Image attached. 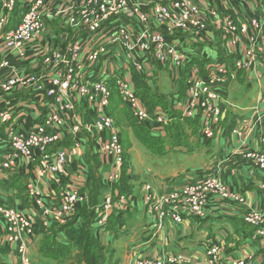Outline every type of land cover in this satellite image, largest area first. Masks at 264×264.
I'll return each instance as SVG.
<instances>
[{"label": "rangeland", "instance_id": "obj_1", "mask_svg": "<svg viewBox=\"0 0 264 264\" xmlns=\"http://www.w3.org/2000/svg\"><path fill=\"white\" fill-rule=\"evenodd\" d=\"M97 1L19 0L18 2L17 0H0V24L3 23V35H0V38L9 37L6 43H0V103L5 100H8V103L14 101V99L11 100L12 97H7L5 94L12 92L5 89L10 83L13 84L12 90L17 91V87L22 81L32 77L39 82H45L44 78L56 66L59 57L60 59L66 58L65 61L68 63L75 59L81 63L85 54L90 56L91 49V53L100 51L101 48L96 44L105 41L101 39L94 41L98 35L92 32V25L86 23V21L90 22V18H86V16L90 14L88 10H93V6L101 5V1L109 5L110 0H99V4ZM127 1L132 14L135 10L139 16L146 19V24L139 21L143 31L148 29L146 33L149 32L150 36L164 34L169 42L175 41L173 45L179 46L183 51L181 52L183 59L180 60L178 57L175 59L172 56L174 58L172 60L171 55L165 53V58L168 60L158 63L155 59V52L159 50L158 47L161 44H155L148 37L141 36V26L135 20L138 18L129 14L128 16L134 22L130 18V21L122 19L132 27L129 42L126 45L120 42L104 43L105 52L103 54L110 58H102L98 64L93 63L94 70L82 73V81L86 76L98 75L101 79L98 83L106 85L109 90L106 104L104 105L102 101L98 103L94 101L96 104L84 102L87 100L81 97V85L78 87L74 86L75 84H71V90L67 92L66 97H63L71 103L73 113L76 114L77 120L79 117L81 121L79 133L75 134L71 131L72 125L67 122V128H61L60 138L47 147L45 154L51 157L59 150V152H65L64 174H60V168L51 167L55 165L54 161H48L47 167L43 165L41 171L39 167H41L42 157L38 156V158L37 155L30 162L27 159L19 160L13 168L8 170L1 165L3 159L6 156L13 157L15 153L13 150L0 152V182L6 181L4 184L0 183V263L6 261L7 264V262L16 260V264H27V262L34 264V259L39 258L37 253L28 246L27 236H22L25 235L24 233L21 234V238L26 244V253L20 254L21 245L15 242L14 234L11 235L10 232H7L6 226L14 228L12 219H15L18 213L31 222L34 226L31 233L36 236L37 228L48 229L55 224L60 226L67 223V220L72 221L79 205L87 204L90 209L100 211L109 209L105 204L108 199L110 208H112L114 200L128 202L130 194L119 191V184H122L126 187H133V190L138 188L140 190L142 186L141 198L138 201L143 205L146 204V213L152 234L159 233L161 235V232H166L164 231V222L167 220L177 225L181 224L184 218L187 220L195 218L202 223L230 215L239 216L241 227L251 231V234L250 231L247 234L244 232L245 237L247 236L246 240H248L247 245L251 246L257 242L259 243L257 249L251 253L250 251L241 252L242 256H230L228 251L225 252L221 248L223 246L220 245L218 238H210L214 234L206 237L205 234H202L205 232L203 230L200 233L202 234L200 242H203L200 250L202 249L204 263L264 264V237L259 238L256 235L257 232L264 231V167L261 165L264 160V138L260 137L257 145L253 142L255 134L264 136L258 131V125L264 122V105H262V101L259 102L264 99V91L263 93L257 91L259 89L257 76L261 70H264V0H244L242 10L245 20H242L241 17V19L237 18L236 36L230 35L232 28L225 23L228 15L234 16V19L236 15L234 12L231 13L227 3L223 0ZM180 2L190 4L194 12L191 11L188 14V11L181 8ZM177 3H179V7L176 6ZM156 8H165L168 12L169 17L163 23L158 21ZM31 12L38 16L37 19L42 24L32 36L22 39L20 33L17 34V30L25 16ZM119 18L121 19V16ZM164 31L170 32L172 35ZM15 38L20 41V46L12 43ZM181 40L186 41L183 43ZM164 45L170 47L171 44ZM146 46L147 48H145ZM114 56L117 58L116 62L113 61ZM188 56L191 58L189 62ZM206 63H212V67L216 66L215 74L220 69L227 72V77L222 79L225 84L219 88L220 93L216 92L215 100L201 96L200 90L190 89L188 85V78L192 73L193 66L198 67L201 76H203L206 73L204 69ZM94 72L96 73L94 74ZM251 74L256 75L254 78L256 81L253 79L247 85L250 90L252 87L254 88V95L258 100L256 102L257 114L253 118L243 121L244 123L238 124L234 119L236 115L232 116L231 111L242 113L249 110L248 108L236 109L230 101L231 95L236 93L240 86L237 85L235 88L239 82L236 81L239 76ZM76 77L79 78L77 74L73 75L72 80ZM117 79L118 82L121 81L129 88L121 89L119 85L115 84ZM24 83L27 82H22L21 85ZM262 85H264V79L260 81V86L262 87ZM30 91L32 90H23L27 94ZM221 94L223 95L221 96ZM129 95L141 102L139 110L146 112L145 115H148L150 122L154 120V115H164L165 124L159 128L153 126L150 131L143 128L134 119V111L130 105L123 103V97L127 99ZM155 99L157 103L152 106L150 100ZM197 99L208 100L210 105L203 108ZM19 104L20 102L15 107H18ZM238 104L241 106L243 102ZM15 107L13 106L11 110L13 111ZM17 109L21 110V107ZM24 109H22L23 112H17L19 111L17 110L12 117L22 118L19 123L23 125H21L22 129L27 126L28 130L31 129V124H35L31 121L37 120L39 123L38 119L43 115L34 116L31 114L34 117H21L27 113ZM88 110L94 111V114L91 111L89 114ZM253 110L255 109H251V111ZM53 113H58L60 122L65 118L69 121L72 118L71 113L65 115L62 105L55 106ZM103 115L110 118L112 127L102 134H97L95 131L96 121H100ZM204 121L207 122V127H204ZM9 122H4L3 125L7 126ZM177 122L181 123L183 127L180 128L179 136L181 138L174 139L172 136L177 132ZM191 127L195 133H192ZM4 131L6 129L4 127L1 129L0 125V136H4ZM192 135L196 141L191 139ZM154 136H157V139ZM197 141L201 143L206 141L207 146H211V150L202 152L204 148ZM173 145H179L177 146L179 149H172ZM253 146L256 148H252ZM147 147L152 148L153 151H157L155 149L158 148L159 152L163 149L166 151V148L163 147H167L168 151L163 155H155L151 154ZM118 149L121 152L120 155L115 152V155L112 153L109 158L105 157V154ZM216 159L217 161L213 164L212 160ZM230 160L238 164V167L233 169L223 165L225 162L230 165L232 163ZM210 162L212 167H215L213 170L210 169L207 173L203 172L202 174L200 171L196 172L198 175L195 173L196 167L207 166L208 168ZM217 165L219 168L214 172ZM93 166L94 168H91ZM90 170L95 171L94 175L98 178L97 184L100 182L97 202L93 206L89 202V198L92 196L89 194L92 186ZM144 170H149V173L154 175V179L158 177L165 186L167 185L165 181L174 179L176 187L170 190L163 187L165 190L160 191L150 178L143 175ZM189 170L191 171L189 172ZM234 171L241 173L243 177H252L258 181L262 203L252 207L248 199L238 189L231 186L230 182H227L226 178L228 179ZM194 174L195 178L193 179ZM179 175L182 176L179 177ZM10 176L16 180L17 184H19L18 177H21L22 190H16L14 186L7 184ZM44 176L48 178V183L45 186L41 184ZM74 176L79 180H73ZM112 178H115V181H110ZM180 178H184L185 181L180 182ZM122 179L127 182L122 183ZM66 189L73 191L72 193L77 198L82 199L74 202L76 206L73 212L72 208H69L70 204L62 198V192ZM35 192H38L39 195H36ZM16 194L18 197L28 198V209L21 207V204L18 207L10 201L11 198H17ZM38 198L43 199L42 203H38ZM161 200L168 209L173 206L182 207L183 219L181 223L174 222L173 218H164L162 222L158 223L157 213L153 211L155 208L153 204L158 205ZM59 206H63L67 212L62 219L56 218ZM50 207L54 208V212L49 214ZM184 207L187 210H184ZM95 210L93 212L96 223L90 225L91 229L95 230V236L92 234L95 240L93 247L102 249V241L98 238L99 235L108 232L104 229L107 219L99 217ZM201 214H204V218L199 217ZM249 216L263 224H259L260 226L257 225V227L253 226L247 221ZM96 217L102 219L99 220ZM7 219L12 223H9ZM15 228L16 231L20 230V225H16ZM222 239L221 237L220 240ZM213 247L214 249H212ZM5 251L10 253L11 257L2 254ZM79 253L78 248L74 247L69 255L58 264H80L76 262ZM162 255L164 257L171 256L170 259L176 258L177 264L195 263L191 262L193 260L190 257L191 254L184 248L178 250L177 253L166 249L161 251L157 257ZM223 256L228 260L225 261ZM141 258L144 257L136 259ZM45 261L50 264L49 260L43 258L40 259L39 264H45ZM103 263L108 264V261L104 262L103 260Z\"/></svg>", "mask_w": 264, "mask_h": 264}, {"label": "built area", "instance_id": "obj_2", "mask_svg": "<svg viewBox=\"0 0 264 264\" xmlns=\"http://www.w3.org/2000/svg\"><path fill=\"white\" fill-rule=\"evenodd\" d=\"M227 3L228 7L230 8L231 13L234 12V16L228 15L226 18L225 23L228 24L230 28H232V33L230 35L236 36L237 35V28L235 26V23H237V18H242V20H245V16L243 14L242 10V5L244 0H223ZM91 3V1H90ZM97 3L99 4L100 1L98 0ZM181 3V8L184 11H188V14L194 12L193 8L190 7V4H185L183 2ZM177 7H179V3L176 4ZM90 12L89 15L86 16V18H90V22L86 21L87 24H90L92 32L97 33L98 37H96L95 40L101 39L105 42H101L96 44L99 46L100 51H94L91 53L90 50V56H87L85 54L83 62L79 63L80 61L78 59L72 60L71 62L65 61L66 58L59 59L56 61V66L49 72V74L44 78L45 82H39L37 81L34 77L29 78L26 81L22 82H27L24 83L23 85H20L17 87L18 90L15 91L12 90L13 84L10 83L8 87H6V91H12V92H7L5 93L7 97H12L11 100L14 99V101H11L8 103V100L1 101L0 103V125L1 129L4 127L6 131H4V136H0V152L6 151V150H13L15 155L13 157L11 156H6L5 159H3V163L1 164L2 167L6 169L13 168L15 163H17L19 160L27 159L28 162H30L31 159L34 158L35 155L41 156V167L39 169L42 171L43 170V165L47 167L46 165L49 164V162L55 163V165L51 166L54 168H60V174H64V161H65V152L57 151L54 155L51 157L46 155V149L49 145L53 144L60 138V133L62 131L61 128H67L66 124L69 122L72 125V130L75 134H78L79 129H80V124L81 121L76 114L73 113V107L71 103L67 100H65L63 97L67 96V92L71 90V84H75L74 86H80V91H81V97L86 99L88 102L91 104H96L100 101L103 102V104H106V98L109 96V90H107V87L105 84L98 83L101 81V79L98 77V75L92 76H86L85 79L82 81V73H87L90 70H94V64H98L102 58L104 59H109L110 57H105L107 55H104L103 52H105V49H103V44L107 43H116L120 42L123 45H126L129 40H130V34L132 31L131 24L125 23L122 19L125 20H132L128 15L131 14L132 16H136L138 19H135L136 21H139L141 23L146 24V19L143 18L142 16H139L137 11L134 10V14H132L130 8L128 7V1L127 0H110L109 5H106L104 2L101 1V5L93 6V10H88ZM156 13L159 17L158 21L163 23L166 21V18H168V12L165 8H156ZM239 15V17H238ZM121 16V19L119 18ZM38 16H36L33 12L29 13L28 15L25 16L23 21L21 22L22 24L19 25L17 34L20 33L22 36V39H27L30 36H32L39 28L41 27V22L40 20L37 19ZM130 18V20H129ZM240 18V19H241ZM120 21V23H119ZM132 22H134L132 20ZM2 24H0V35H3V30H2ZM140 24V23H139ZM234 24V25H233ZM141 26V36H146L150 39L151 42L161 44L160 47H158L159 50L155 52V59L158 63H164L166 62L165 58V53L168 55L178 57L183 59V56L181 55L182 50H180L179 46L173 45V42L175 41H168V39L165 37L164 34H154V35H149L148 29L146 31H143V27ZM241 26V25H240ZM242 28V26H241ZM102 29V31H101ZM167 34L172 35V33L164 31ZM15 33V32H14ZM146 33V34H144ZM179 36V35H178ZM8 36L1 37L0 38V43H6ZM183 41V40H181ZM181 41H176V42H181ZM186 40L183 41V43ZM261 42V41H260ZM13 44L21 45L20 41L17 40L16 38L12 42ZM164 44H171L169 46H165ZM147 48V46L145 47ZM143 49V48H141ZM186 57L187 55L184 54ZM172 57V60L174 59ZM113 61H117V58L114 56ZM188 62L191 60L190 56H188ZM176 59V58H175ZM97 62V63H96ZM99 67V66H98ZM216 66L212 67V63H206L205 64V75L201 76L200 69L198 67L193 66V70L191 71L189 75V80H188V85L190 89H196L200 90L201 96L208 97L211 100H215L216 92L220 93L219 88L224 86L225 82L222 80L223 78L225 79L227 77V72L224 69H220L216 74L214 73V69ZM86 70V72H85ZM99 70V69H98ZM97 72V71H96ZM94 72V74L96 73ZM78 75L75 79L72 80L73 75ZM219 77V78H218ZM42 79V78H40ZM95 80V81H94ZM117 85L120 86V88L127 89L129 86H126L123 84L121 81L118 82V79L116 80ZM16 88V89H17ZM31 89L29 94L24 93L23 90ZM15 91V92H14ZM223 94H221L222 96ZM53 101V102H52ZM96 101V103L94 102ZM198 103L201 105V107H205L206 105H210V101L208 100H198ZM20 102L18 107H21L20 109H17L18 107H15V105ZM189 102V99H188ZM29 103V104H26ZM123 103L125 105H130L131 109L134 111V119L140 123V124H145L150 127H161L163 124H165L166 118L164 115H154L153 117L154 120L150 122L151 120L149 119L148 115L140 109L139 106L140 103L136 99L132 97V95L127 96V99L123 97ZM63 106L65 109V115L68 113H71L72 118L70 121L65 118L62 120V122L59 121L60 116L58 113H53V109L55 106ZM191 105V103H189ZM11 106V108H10ZM15 107V109L12 111V107ZM25 108V109H24ZM22 109L26 110L27 113L25 115H22L21 117H27L29 116H36V115H43L41 118L38 120L40 121L37 123V120L31 121L34 122L35 124H31V129L27 130V126L22 129V124L19 123V121H22V118L18 117H12L14 113L17 112H23ZM41 112H39V110ZM63 111V110H62ZM88 110L89 114H94V111ZM31 114H34L31 115ZM45 116V117H44ZM96 118V117H95ZM18 119V120H17ZM9 122L7 123V126L3 123L4 122ZM43 121V122H41ZM22 125V126H21ZM96 129L95 131L97 134H102L103 132L109 130L112 127V124L110 122V118L103 115L100 121H96ZM207 122L204 121V127H207ZM21 126V127H20ZM88 128V127H87ZM116 154L120 155L121 152L118 149L117 151L111 152L109 154H105L106 158H109L111 154L113 155ZM42 154V155H41ZM44 154V155H43ZM39 158V157H38ZM51 158V159H50ZM50 159V160H49ZM35 160V159H34ZM44 160V163L42 164V161ZM49 161V162H48ZM261 165L264 167V160L261 163ZM110 181H115V178L110 179ZM207 183V182H206ZM73 191H67L64 190L62 192V198L65 200V202L70 204L69 208H72V212L75 209L74 202L81 201V198H77L76 195L72 193ZM36 195H39L38 192H35ZM175 198V197H174ZM39 202L42 203V198H38ZM84 199V198H83ZM109 199L108 201H105V204L110 208V203ZM146 205V204H145ZM155 205V208L153 211L157 213V221L158 223L164 220V218H173V221L176 223H181L183 219L182 211H181V206H173L168 209L164 202L162 200L160 203L153 204ZM106 206V207H107ZM109 209H102L100 211H96L99 215V217H104L107 214V211ZM184 210H187L185 207L183 208ZM204 207L202 210L204 211ZM54 208L50 207L48 210V213H53ZM58 216L56 218L62 219L66 215V210L63 206H59L57 211ZM149 212V209H148ZM18 213V212H14ZM160 214V215H159ZM197 215V214H196ZM23 215L18 213L15 219H12L13 223L11 221L8 222L12 223L14 228H10L9 226H6L7 232H10L11 235L14 234L15 236V242H18L21 246L19 249V253L23 254L26 253V244L24 241H22L21 234L24 233L25 235H22L24 237H31L34 229V226H32L31 222L29 220H26L22 217ZM152 217H155L152 215ZM200 218H204V214H201L199 216ZM102 218H99V220ZM247 221L253 224V226L257 227V225H262V222H259L258 220H255L251 218L250 216L247 218ZM15 223V224H14ZM20 225V230L17 229L15 226ZM259 225V226H260ZM158 228L160 227L157 226ZM257 237L263 238L264 237V231H259L256 233ZM214 249V247L212 248ZM171 256H166L164 257L163 255L161 257H144L141 259H135L131 264H177L176 258L173 257V259H170ZM26 260L25 258H23ZM27 261V260H26ZM28 264V262H27ZM239 264H244V262H239Z\"/></svg>", "mask_w": 264, "mask_h": 264}, {"label": "crops", "instance_id": "obj_3", "mask_svg": "<svg viewBox=\"0 0 264 264\" xmlns=\"http://www.w3.org/2000/svg\"><path fill=\"white\" fill-rule=\"evenodd\" d=\"M19 2V0H17ZM264 69V68H263ZM260 71V70H259ZM256 78V75H243L239 76V79L236 80L237 85H240L239 88L236 90V93H233L231 98V103L233 106H235L236 109H247L248 112H232L231 115H236L234 117L235 121L238 124H241L243 121L248 120L250 118H253L257 114V106L256 97L254 95V88L249 89L248 82ZM264 79V70H261L260 74L258 73L257 81L259 85V89L257 90L259 93H263L264 91V85L262 87L260 86V81ZM244 80V81H241ZM255 80V79H254ZM256 81V80H255ZM253 90V91H252ZM258 93V94H259ZM262 101V105H264V99L259 100V102ZM243 105H239L238 103H241ZM262 107V106H260ZM251 109H255L251 111ZM244 123V122H243ZM258 131L262 134H264V122H262L261 125H258ZM259 133V134H260ZM191 137L192 140L196 139L194 138V135ZM260 137L264 138V136H259L255 134L254 143L256 145L259 142ZM234 140V139H233ZM202 141V140H200ZM198 142V141H197ZM206 142V141H205ZM205 142H198V144L202 145V152H206L207 150H211V146H207L208 143ZM234 144V142H232ZM252 143V144H254ZM255 145V146H256ZM253 146L252 148H254ZM250 147V146H249ZM210 148V149H209ZM256 148V147H255ZM171 149V148H170ZM174 150L179 149V147L173 148ZM218 149V148H216ZM168 151V148H166ZM211 155V154H209ZM233 160V159H232ZM230 160V162L232 161ZM213 164H215L216 160H212ZM211 163V162H210ZM212 163L210 166L206 167H196L195 173L200 171V174L203 172H208L210 169L213 170L215 167H212ZM224 163V166H228L231 168L238 167V164L236 163ZM219 168V165L216 166L217 171ZM191 170H189L190 172ZM212 172V173H214ZM145 177L148 179L150 178L154 184L157 185L158 189L160 191L170 190L176 187V183H174V179H169L165 181L167 185L165 186L162 184L157 177L154 179V175L149 173V170L142 172ZM189 174V173H187ZM198 175V173H196ZM232 174V173H231ZM182 175H179V177ZM190 178V177H189ZM195 178V174L193 179ZM180 182L185 181L184 178H180ZM192 179V178H191ZM73 180H79L78 177L74 176ZM227 182H230L231 186L238 189L240 193H242L245 198L248 199L252 207L257 206L258 204L262 203V196L259 194L258 190V181L254 178H246L243 177L241 173L234 171L233 174L227 179ZM48 183V178L45 176L43 177V180L41 182L42 185H46ZM76 183H79V181H76ZM165 189H164V188ZM142 186L139 190L131 188V193L129 195L130 198H128V202H118L117 200H114L112 208L109 210L108 216L106 214L104 219H107L105 221V230H108V232L99 235L102 242V248L104 250V262L108 261V264H131V262L139 257H157L161 251L168 250L172 253H177L178 250H182V248L186 249L187 252L191 254V262L199 263V264H205L204 263V256L202 254L201 244L203 242H200V237L202 234H205L206 237L208 235L214 234V236H210V238H218L219 243L221 247L225 252L228 251V255L234 256H242L241 252H253L257 249V246L259 243L255 242L253 245L249 246L247 245L248 240H246L244 232L247 234L248 231H250L247 228L241 227L240 218L239 216H228V217H220L216 220L210 219L209 221L205 222H199L195 218L187 220V218H184L183 222L181 224L174 225L171 222L165 221V230L166 232H161V235L159 233L152 234L151 228H150V221L146 213V207L142 203L138 201L139 198H141V192H142ZM13 204L19 207V204H21V207H25V209L29 208V202L28 200L26 203H21V201L18 198H11L10 200ZM132 201V202H131ZM134 201V202H133ZM128 203V204H127ZM130 203V206H129ZM95 210V209H93ZM210 218V217H208ZM96 219H99L96 217ZM187 220V221H186ZM193 221V222H191ZM68 222V220H67ZM63 223V222H62ZM93 223H96L94 221ZM78 222H76L75 227L78 226ZM64 224L60 225L63 226ZM94 225V224H93ZM92 225V226H93ZM92 228V227H91ZM205 231L204 233L200 234L202 231ZM163 231V230H162ZM212 231V233H211ZM91 233L95 236V230L91 229ZM166 233V235H165ZM170 235H169V234ZM251 234V231H250ZM166 236V238L164 237ZM97 236V234H96ZM223 238L220 240V238ZM28 238V246L33 249L35 253L39 256L38 259H34V264H39L40 259H46L50 261V264H58L61 262L59 259H51L44 255H42L40 250V245L43 242V237L41 235L31 236ZM57 241L61 244L68 245V239L65 231L57 234L56 237ZM215 240V239H214ZM212 241V240H211ZM259 242V241H258ZM70 246V243H69ZM229 248V249H228ZM204 249V248H203ZM2 254H7L6 256L11 257L10 253H7V251L3 252ZM194 255V256H193ZM194 257V258H192ZM224 260L227 261L223 256ZM14 261L7 262V264H16ZM3 263L0 264H6V261H2ZM193 263V264H195ZM45 264H49V262L45 261ZM104 264V263H102Z\"/></svg>", "mask_w": 264, "mask_h": 264}, {"label": "trees", "instance_id": "obj_4", "mask_svg": "<svg viewBox=\"0 0 264 264\" xmlns=\"http://www.w3.org/2000/svg\"><path fill=\"white\" fill-rule=\"evenodd\" d=\"M142 82V81H141ZM142 86L144 87V85L142 84ZM150 102L153 104L152 106L155 105V103H157V100H150ZM183 122V121H180ZM186 123V122H185ZM190 125V124H189ZM141 126L147 130L150 131L151 127L147 126L145 124H141ZM183 127L182 124L177 122V132L176 134H174L172 137L179 139V135H180V128ZM192 129V127H191ZM192 133H195V131L192 129ZM157 136H154V138H156ZM181 138V137H180ZM157 139V138H156ZM158 139H162V138H158ZM179 145H173L171 148H176ZM162 148V147H159ZM163 148H167V147H163ZM150 149L149 151L151 152V154H157V155H163L164 153H166V151H164V149L159 152L158 148L155 149L157 151H153L151 150L152 148H148ZM95 163V162H94ZM91 168H94L91 167ZM91 171V177H92V186L90 188L89 194L92 195L90 196L91 198H89V202L90 204H92L91 206L94 205L95 202H97V196L99 195V187H100V182L97 184L98 182V178L94 175L95 171L93 172V170ZM15 178V176H14ZM21 177H18L17 181L19 184H17L16 180H14L12 178V176H10L9 180H7V184H10V186H14V188L16 190H22V182H21ZM96 181V182H95ZM6 181L3 180L0 183L4 184ZM121 182L125 183L127 181H123V179L121 180ZM88 184V183H87ZM119 191L122 193H131V188L130 187H126L125 185L119 184ZM16 192V191H15ZM16 197L21 201V203H26V201L28 200V198H23L21 196H17ZM96 198V199H95ZM29 202V200H28ZM93 209V208H92ZM90 209L88 207L87 204H82L79 205L77 207L76 213H75V217L73 218L72 221H69L67 223H65L63 226H57L56 224L51 226L50 228H37L36 231V235H41L43 237V242L40 245V250L39 252L51 259H59L62 260L64 258H66L69 255V252L72 251V249L78 248V252L80 251L76 262L80 263V264H102L104 257L102 254L103 248L101 249L100 247H93L95 240L93 238V235L91 233V227L90 225L94 222L95 219V214L93 212V210ZM78 222V226L75 227V224L77 221ZM65 231L66 235H67V241H68V245H64L61 244L57 241L56 237L57 234ZM70 243V246H69Z\"/></svg>", "mask_w": 264, "mask_h": 264}]
</instances>
